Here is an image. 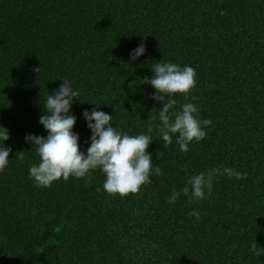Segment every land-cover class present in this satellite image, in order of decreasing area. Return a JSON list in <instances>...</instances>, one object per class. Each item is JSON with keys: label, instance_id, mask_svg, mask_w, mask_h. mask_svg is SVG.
<instances>
[{"label": "trees", "instance_id": "16d2710c", "mask_svg": "<svg viewBox=\"0 0 264 264\" xmlns=\"http://www.w3.org/2000/svg\"><path fill=\"white\" fill-rule=\"evenodd\" d=\"M159 60L194 67L189 99L211 120L187 152L162 146L161 104L139 83ZM60 78L78 92L80 150L90 135L80 114L95 105L130 135L152 126L147 152L161 175L123 198L97 191L98 170L91 182L35 186L39 157L24 136L46 135L37 121ZM175 98L177 109L186 102ZM0 125L12 149L0 171V264H264V0H0ZM213 165L244 178L166 202Z\"/></svg>", "mask_w": 264, "mask_h": 264}, {"label": "clouds", "instance_id": "9594fccd", "mask_svg": "<svg viewBox=\"0 0 264 264\" xmlns=\"http://www.w3.org/2000/svg\"><path fill=\"white\" fill-rule=\"evenodd\" d=\"M144 52L143 43L138 44L129 52L130 61L136 60ZM151 73V76L141 78L139 83L149 85L154 91L148 99L161 104L152 117L159 121L156 126L158 139L165 148L175 143L179 151L187 152L190 143L205 138V128L211 124L210 119L200 118L199 109L192 102L195 97L189 99L196 83L195 69L189 65L181 67L159 60L152 65ZM57 80L61 84L51 94L47 92L42 114L37 121L46 135L29 133L24 136V141L35 148L39 157V162L28 169V176L35 186L48 188L53 182L68 180L69 177L91 182L92 173L98 170L103 175V182L97 191L102 189L108 195L123 198L138 193L143 185L151 184L150 177L161 175V169L154 166L151 154L147 152L153 140L150 135L152 126L149 125L144 132L130 135L114 126L111 123L112 115L97 110L95 105L80 114L90 133L87 148L80 150L79 135L72 131L77 117L71 112L73 101L78 100V92L68 79ZM176 96L184 97L186 101L178 109ZM8 139V129L0 125V171L8 166L10 160L12 149L6 144ZM244 175L234 168L213 165L189 175L179 190L172 188L166 202L174 204L180 195L193 202L198 201L205 197L206 192H212L214 179L226 176L239 180ZM188 215L199 219L201 213L193 208Z\"/></svg>", "mask_w": 264, "mask_h": 264}]
</instances>
